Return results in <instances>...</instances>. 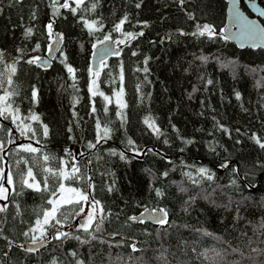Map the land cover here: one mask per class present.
Segmentation results:
<instances>
[{
	"label": "trees",
	"instance_id": "1",
	"mask_svg": "<svg viewBox=\"0 0 264 264\" xmlns=\"http://www.w3.org/2000/svg\"><path fill=\"white\" fill-rule=\"evenodd\" d=\"M65 2L0 0V95L5 89L18 93L12 107L23 119L13 121L6 113L0 142L3 148L11 144L8 170L16 147L26 169L20 187L18 182L0 201L7 205L0 212V264H264V148L253 139L264 142V47H240L225 36L226 0H85L82 6L71 0L70 8L60 7ZM241 6L251 14L244 0ZM124 16L128 21L119 36L115 25ZM91 21L96 24L89 29ZM204 25L214 32L200 35ZM55 30L63 45L51 65L28 63L47 53ZM125 33L143 34L129 39ZM106 36L125 42L100 63L99 91L93 95L91 56ZM13 64L9 85L7 66ZM121 91L124 108L116 102ZM32 114L39 120L24 119ZM145 118L155 120L160 134ZM24 125L32 131L22 134ZM105 126L110 136L97 143ZM25 138L41 142L40 151L20 148ZM45 155L55 159L46 161ZM29 156L53 170L70 172L75 165L81 171L73 181L79 184L83 175L87 187L91 168L93 201L103 209L85 232L70 228L72 220H63L67 212L61 207L60 224L48 226V234L68 237L50 239L34 252L5 248L7 242L28 240L5 233L26 234L49 207L54 179H65L47 171L48 190L17 212L14 200L22 198L21 190L35 196L24 184L28 170L37 167ZM74 206L70 216L80 212V203ZM145 210L164 214L165 223L131 219Z\"/></svg>",
	"mask_w": 264,
	"mask_h": 264
},
{
	"label": "snow or ice",
	"instance_id": "2",
	"mask_svg": "<svg viewBox=\"0 0 264 264\" xmlns=\"http://www.w3.org/2000/svg\"><path fill=\"white\" fill-rule=\"evenodd\" d=\"M53 2H54V4H57L59 2V0H53ZM74 2L77 4V6H82L85 4V0H74ZM180 2L183 3L184 0H180ZM139 6H140L139 4L136 5V7H139ZM60 7L70 8L71 6L68 2H65L64 4L60 5ZM96 7H97V3L91 4V10L94 11ZM85 10H87V9H85ZM72 11L75 12L76 9L72 8ZM127 21H128V17L124 16L121 19V21L115 25V30H117V31L122 30L123 24ZM95 24H96V21H91V22H88L86 24V26L89 27V29H92L95 26ZM51 27H52V25L49 24L48 25L49 30H51ZM31 32H32V29L29 28L26 32V35L31 34ZM205 33H208L209 35L212 34L211 27L209 25H204L202 30L199 31L200 35H204ZM142 34L143 33H138V34L125 33V36L129 39H134L136 37V35H142ZM107 39H110V37L106 36L105 40H107ZM124 42L125 41H123V40L120 41V43H124ZM133 55H135V53H133ZM2 59H3V53H0V61H2ZM39 59H40L39 57H35V58L29 60L28 63H33L35 61H38ZM145 63H146V61H145ZM7 71L9 73V75L7 76V83L9 85H11L13 83L12 75H14L16 72L15 64L7 66ZM68 71L73 72L74 70L71 67H69ZM144 71L147 72L148 71L147 68H145ZM96 75H98V73H96ZM208 83L211 84L212 81L209 80ZM3 85H4V74L0 73V88H3ZM35 94L36 93L34 91L33 96H35ZM95 94L96 93H93V95H95ZM15 95H18V93H16L15 91H8L6 89L4 90L3 95H0V117L8 118L5 115L6 113H8V114H11V118L13 119V121L19 119L21 121V123H23V119H21V117L19 115V108L18 107H16V108L12 107V104L14 103V101H12L11 98L14 97ZM100 95L103 96V93H100ZM120 96H122V91L120 93H117V97H118L117 103L120 105L121 108H124V107H126V104L121 102V100L119 99ZM237 97H239V93H237ZM104 99L111 102L110 97L104 96ZM95 110H96L95 107H93V112ZM28 118H30L31 120H34V121L39 120V116H37L35 114L30 115V117H25L24 119H28ZM123 118L124 117L121 116L122 120H123ZM145 123L148 124V126L150 128H152V130L154 132H156L157 134H160V130L156 126L155 120L150 121L149 118H145ZM18 127H19V125H18ZM220 127L223 128L222 125ZM97 128L100 129L99 122L97 123ZM25 129H27L28 131H32L31 125H24V127L20 129L22 134H24ZM8 131L11 132L10 129ZM225 131H226V129H225ZM110 132H111V130L108 127H106V126L103 127V129H102L103 134L98 136L97 143H99L100 140H102V139L108 138L110 136ZM43 135H45V136L48 135V128L46 125H44V127H43ZM253 139L256 140V143H258L260 145V147L264 148V142H262L259 139V137L254 136ZM12 142L13 141H9V143H12ZM132 143H134V142L130 140L129 144H132ZM188 143H191V141H188ZM19 147L24 149L25 151L32 152V153L40 151V149L33 147L31 144L20 145ZM88 147L94 148V147H96V145L89 143ZM2 149H3V142H0V150H2ZM113 154H115V153H113ZM121 158H123L122 154H121ZM0 159H3V157L0 156ZM49 159H55V157H49L48 155L44 156V160L47 161ZM72 159L75 160L76 157L73 156ZM222 166L226 167L227 165H222ZM46 171L51 173L56 178L62 177L65 180L71 181V180H75V179L79 178L75 175V173L79 172V169L75 165H72L71 172H65L63 169L53 170L51 168L46 169ZM198 171L201 174H207V169H205V168H200ZM2 173H3V169H0V174H2ZM27 176L32 177L34 180V176H33L31 169L28 170ZM211 178H212L211 175H208V179H211ZM7 180H8L9 184H11L13 182L11 176H8ZM24 184L28 188H33L36 191H47L48 190V188H47V177H45V180H44L45 186L43 189H41L39 182L29 183L28 180H24ZM109 190H111V189H109ZM64 191L74 193L76 198L73 199V198H65L63 196H60V198H58V199H53V200L48 201V203L51 205V207L44 209L43 215H42V220L38 218L36 220L37 228L32 229L33 232H35V231L40 232L39 236L33 235L31 237V242L36 247L28 248L27 251L34 252L37 250V248L40 245H42L45 242V236L48 233V226L55 228V225L60 224V220L57 219L56 217H57V213L60 212V206L62 204L71 205L73 203H80L81 201H88L89 200V197L87 194L81 193L77 189H73V188L65 189V185L63 183L59 184L58 189L52 191V195L55 197L57 195V192L63 193ZM7 192H8V189L3 187L2 185H0V199L7 200L8 199ZM157 194L159 195L160 193L157 192ZM92 205H93V208L95 209V207L99 205V201H92ZM6 207H7V205H0V212H4L6 210ZM100 211L102 212L103 209L101 208ZM131 219L136 220L138 218L132 217ZM53 220H55V224H52ZM94 220H95V214L89 213L85 218V222L81 223L79 225V227L81 229H83L85 232H87L89 230V228L91 227V224ZM157 222L161 223V224L165 223V221L163 219H158ZM97 230H99V225H97ZM25 235H27V233ZM68 235H69V233L58 232V235H56L54 238H56V239L67 238ZM76 238L79 239L78 237H76ZM132 249H133V251H136L135 245H132ZM73 255H75V253H73Z\"/></svg>",
	"mask_w": 264,
	"mask_h": 264
},
{
	"label": "water",
	"instance_id": "3",
	"mask_svg": "<svg viewBox=\"0 0 264 264\" xmlns=\"http://www.w3.org/2000/svg\"><path fill=\"white\" fill-rule=\"evenodd\" d=\"M227 1V18L224 26L225 36L236 42L240 47H264V23L262 17L264 16V7L258 0L251 2L252 12L254 15L247 13L241 6V0H226ZM122 35V30L119 31V36ZM63 45L62 34L55 30L53 32V40L45 55L39 56L36 61L38 65L48 68L55 56L61 50ZM120 50V45L113 38L107 39L95 45L91 56V64L93 68H98L100 63L113 54H117ZM1 118V117H0ZM2 120V118H1ZM8 168L5 170V184L7 183ZM93 175L91 168L88 173V187L87 193L90 199L92 196ZM49 243L48 238L45 237V242L40 245L36 251L45 248ZM24 247H36L31 241L23 243Z\"/></svg>",
	"mask_w": 264,
	"mask_h": 264
},
{
	"label": "rangeland",
	"instance_id": "4",
	"mask_svg": "<svg viewBox=\"0 0 264 264\" xmlns=\"http://www.w3.org/2000/svg\"><path fill=\"white\" fill-rule=\"evenodd\" d=\"M70 1L71 0H66V2H68V3ZM210 27H211V31L214 32V28L212 26H210ZM115 40L117 41V39H115ZM119 43L120 42L117 41V44H119ZM101 67H99V68H92L91 69V74H92L91 87H90L91 88L90 89L91 90V93H97L99 91V87H98L99 85L97 84V78L100 75V69H101ZM96 73H98V75H96ZM114 99H115V97H114ZM117 99H118V97H116V102H117ZM119 99L121 100V102H123L124 104H126L125 97H124L123 94H122V96L119 97ZM25 144H28V143H23L22 145H25ZM33 147H35V146H33ZM19 151L20 150L17 147L12 150V152H14V153L11 154L12 160L10 161V163L8 165V167H9L8 176H11L12 177V180H13V182L10 185L12 190H14L16 188V186L18 185L17 184L18 182H19V187H20V181H22V177H23L22 172H23V170H26V169H23V166H24L23 159H25V155H22V153L19 152ZM42 157H44V156H42ZM28 158L31 161H33L34 164L37 165V167L35 169H33V170L31 169L32 170V173H33V176H34V180H33V178L28 177L26 175H25L26 178L25 179L23 178V179L24 180H28L29 183L39 182L41 189H43L44 180H45L46 172H47L46 169H48V167H46V166L43 167L46 164L43 159H38L36 156H29ZM53 163H56V162L53 161ZM0 169H3V173L0 174L1 181H2L3 178H4L3 177L4 176V161L2 162V159H0ZM79 170L81 171V169H79ZM81 178H82V180L80 181L79 184H77V182H75L73 180H71V181L70 180H65V181L63 180V181L60 182V181H58L59 179H54V183L52 182L53 184H52L50 190L51 191L54 190V185L55 184H56V187H59V184L60 183H63L65 185V189H68V188L77 189L79 192L88 195V193H87V179H84V176L83 175H81ZM47 186H49V184ZM43 193H44V191H36V190H33V194L35 196H33V197H27L26 192L24 190H21L20 191V195L22 196V198L21 199L16 198L14 200L15 201V205H16V209H17V212H19L22 209V204H23L24 201L30 202V199H36V202H38V200L41 199V197H42L39 194H43ZM60 196H63L65 198H73V199L76 198L74 193H70V192L64 191L63 193L57 192V195L55 197L54 196L51 197L50 200L58 199V198H60ZM88 197H89V195H88ZM92 201L93 200L90 199V197H89V200L88 201H81L80 202L81 209H80L79 214L72 213L71 216L69 215V213L75 207L74 205L76 203H73L71 205L62 204L60 206V208L61 207H64L63 210H65L67 212V213L64 214L63 220H66V219H69V218H71L70 220H72L71 221V224H70L71 225L70 228H72V229L79 228V225L81 223H84L85 222V218H86V216L89 213H94L95 214V220H96V218L98 217V214L100 213V207L98 205L94 209L93 208V205H92ZM2 204L4 205V203H2ZM50 207H51V205H49L48 208H50ZM42 209H44V207H42ZM58 216H59V214L57 215L56 218L57 219H60ZM39 219L42 220V216L39 217ZM162 219L164 220V217ZM36 220H35L34 224L32 223V226L26 232L27 235H28V237H26L25 234H23L22 236H20V234H18V233L15 232L16 231L15 229L11 230L10 233L9 232H6L5 235H7V237H9V238L14 237L17 240L24 239V238H27L28 240H31V237L33 235H36V236H39L40 235V232L39 231H35V232L32 231V229L37 228ZM62 223H64V221ZM48 235L49 234L47 233V236ZM50 238L53 239L54 236L51 235Z\"/></svg>",
	"mask_w": 264,
	"mask_h": 264
},
{
	"label": "flooded vegetation",
	"instance_id": "5",
	"mask_svg": "<svg viewBox=\"0 0 264 264\" xmlns=\"http://www.w3.org/2000/svg\"><path fill=\"white\" fill-rule=\"evenodd\" d=\"M244 1L246 2V4L249 5V7H250V9H251V14H250V15H254V13L252 12V7H251V2H252L253 0H244ZM261 19H262V18H261ZM1 118H2V117H1ZM1 118H0V121H4L3 118H2V120H1ZM23 142H24V143L31 144L32 146H35V148H37L39 145H41V142H37V141L34 140V139H26V138H25ZM10 145H11V144H8L6 147H9ZM6 147L2 149V156L4 157V159H5L6 154H7V153H6ZM6 168H7V160L5 159V160H4V174H5V170H6ZM4 180H5V176H4L3 180H2V183H3V186H5V187L8 189L7 197L9 198V194H10V192H11V187L8 185V183L5 184ZM0 201L3 202V201H5V200H4V199H0ZM50 236H51V235H49V236L46 237V238H48V240H50V239H51ZM27 241H31V240H25V241H22V242H19V243H15V244H13L12 242H7L6 245H5V248H7V249H11L13 245H17V246H19L20 248H23V249L27 250L28 247H24V246H23V243H25V242H27ZM5 255L8 257V256H9V252H8V251H5Z\"/></svg>",
	"mask_w": 264,
	"mask_h": 264
},
{
	"label": "bare ground",
	"instance_id": "6",
	"mask_svg": "<svg viewBox=\"0 0 264 264\" xmlns=\"http://www.w3.org/2000/svg\"><path fill=\"white\" fill-rule=\"evenodd\" d=\"M163 217H165L164 214L161 213H157L153 210H145L144 212H142L139 216L138 219L139 220H153V221H158V219H162ZM115 235V233L113 232H107L106 236L107 237H113ZM132 245H135L136 248V242L132 243Z\"/></svg>",
	"mask_w": 264,
	"mask_h": 264
}]
</instances>
